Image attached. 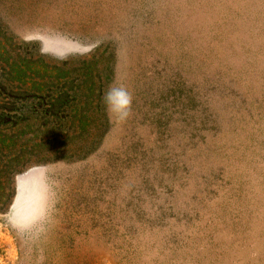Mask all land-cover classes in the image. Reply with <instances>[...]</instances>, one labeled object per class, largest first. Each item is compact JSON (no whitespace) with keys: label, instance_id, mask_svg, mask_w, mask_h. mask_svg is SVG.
I'll return each mask as SVG.
<instances>
[{"label":"rangeland","instance_id":"374dc122","mask_svg":"<svg viewBox=\"0 0 264 264\" xmlns=\"http://www.w3.org/2000/svg\"><path fill=\"white\" fill-rule=\"evenodd\" d=\"M0 264H264V0H0Z\"/></svg>","mask_w":264,"mask_h":264}]
</instances>
